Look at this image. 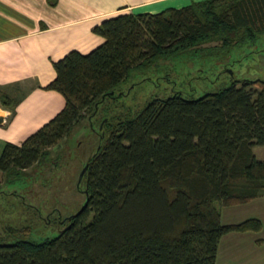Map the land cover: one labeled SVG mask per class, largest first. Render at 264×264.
Instances as JSON below:
<instances>
[{
  "label": "trees",
  "instance_id": "obj_1",
  "mask_svg": "<svg viewBox=\"0 0 264 264\" xmlns=\"http://www.w3.org/2000/svg\"><path fill=\"white\" fill-rule=\"evenodd\" d=\"M92 31L102 43L52 61L55 77L42 88L61 94L63 107L20 143H4L0 174L48 157L85 114L93 127L124 95L119 86L131 71L254 40L264 32V0L120 11ZM11 100L0 94L2 106ZM107 112L81 179L86 206L55 237L0 243V264H216L223 235L261 230L254 217L223 224L219 205L264 195V160L253 153L264 145V80L232 81L197 98H153L134 115Z\"/></svg>",
  "mask_w": 264,
  "mask_h": 264
},
{
  "label": "rangeland",
  "instance_id": "obj_2",
  "mask_svg": "<svg viewBox=\"0 0 264 264\" xmlns=\"http://www.w3.org/2000/svg\"><path fill=\"white\" fill-rule=\"evenodd\" d=\"M243 80H264V32L228 52L189 51L131 71L119 86L124 95L108 110L99 111L93 127L85 114L68 137L49 148L48 157L13 176L0 174V243L55 237L66 219L81 209L85 193L78 178L98 145L96 130L102 113L115 115L122 110L134 115L153 98L176 92L197 98L232 81L239 86ZM3 144L0 140V152ZM253 153L264 160V145H255Z\"/></svg>",
  "mask_w": 264,
  "mask_h": 264
},
{
  "label": "crops",
  "instance_id": "obj_3",
  "mask_svg": "<svg viewBox=\"0 0 264 264\" xmlns=\"http://www.w3.org/2000/svg\"><path fill=\"white\" fill-rule=\"evenodd\" d=\"M193 1L200 0H0V94L13 101L10 107L0 104V140L20 143L63 107L61 94L42 88L55 77L52 61L72 49L86 53L102 43L103 37L92 31L102 19ZM220 213L223 224L254 217L262 228L223 235L216 264H264V195L221 206Z\"/></svg>",
  "mask_w": 264,
  "mask_h": 264
},
{
  "label": "water",
  "instance_id": "obj_4",
  "mask_svg": "<svg viewBox=\"0 0 264 264\" xmlns=\"http://www.w3.org/2000/svg\"><path fill=\"white\" fill-rule=\"evenodd\" d=\"M111 94H112V93H111ZM0 121H1V117H0ZM101 127H102V122H101L99 128L101 129ZM89 159H90V157H89ZM89 159H88V161L86 162V164L84 165L83 169L81 170V172H80V174H79L78 184L80 183V181H81V179H82V176H83V174H84V172H85V170H86V168H87V166H88ZM86 204H87V201L85 200L84 203H83V206L81 207L80 210H82V208H84V207L86 206ZM80 210H79V211H80Z\"/></svg>",
  "mask_w": 264,
  "mask_h": 264
}]
</instances>
